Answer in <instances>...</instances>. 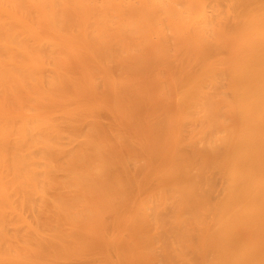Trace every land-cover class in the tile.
Returning a JSON list of instances; mask_svg holds the SVG:
<instances>
[{
	"label": "bare ground",
	"instance_id": "obj_1",
	"mask_svg": "<svg viewBox=\"0 0 264 264\" xmlns=\"http://www.w3.org/2000/svg\"><path fill=\"white\" fill-rule=\"evenodd\" d=\"M0 264H264V0H0Z\"/></svg>",
	"mask_w": 264,
	"mask_h": 264
}]
</instances>
